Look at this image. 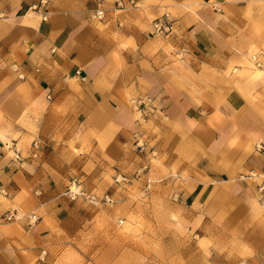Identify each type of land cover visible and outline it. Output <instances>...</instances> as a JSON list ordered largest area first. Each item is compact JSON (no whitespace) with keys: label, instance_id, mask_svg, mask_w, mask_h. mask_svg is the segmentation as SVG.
Instances as JSON below:
<instances>
[{"label":"crops","instance_id":"obj_1","mask_svg":"<svg viewBox=\"0 0 264 264\" xmlns=\"http://www.w3.org/2000/svg\"><path fill=\"white\" fill-rule=\"evenodd\" d=\"M114 1L103 0L105 16L96 20L95 0H0V236L27 264H70L64 247L79 226L81 203L64 192L72 180L88 188L103 183L112 167L129 165L134 101L151 100L147 122L164 165L188 159L179 168L194 164L225 183L220 176L264 163L251 154L262 133L254 109L229 111L205 81L199 85L206 92L194 88L204 80L199 72L217 75L239 62L231 25L264 0H136L133 6L123 0L124 9L113 8ZM169 9L174 28L155 40L151 23ZM182 46L186 68L174 56ZM234 98L236 105L238 96H226L227 103ZM34 139L43 144L35 159L29 157ZM11 142L22 161L11 160ZM13 210L38 221L2 222Z\"/></svg>","mask_w":264,"mask_h":264},{"label":"rangeland","instance_id":"obj_2","mask_svg":"<svg viewBox=\"0 0 264 264\" xmlns=\"http://www.w3.org/2000/svg\"><path fill=\"white\" fill-rule=\"evenodd\" d=\"M214 12L222 11L214 8ZM164 14L173 24L176 22L170 9L163 10L157 18ZM240 16L241 21L231 25L235 38L230 39L239 62L226 66L217 75L199 72L197 78L204 80L196 81L194 88L206 92L199 85L205 81L207 89L212 85L209 89L219 95L218 100L229 111H235L237 105H241L238 112L254 109L262 133L251 154L264 157L254 149L256 144H264V5L246 8ZM153 22L150 37L161 40L170 33L156 37L152 34ZM180 49V56L174 54L177 62L187 56L182 54H189L186 47ZM187 61L190 62L188 57ZM228 95L238 96L241 102L233 104L234 98L227 103ZM138 103L132 102L131 109L143 133L145 150L135 147L134 123L130 152L126 153L130 156L128 166L112 167L103 183L90 182L88 188L76 180L89 193L99 197L108 194L113 203L93 205L77 200L81 203V218L69 236L72 244L68 242L64 247L68 262L75 264L73 260L78 258L77 264H264V196L257 192L256 182L243 178L249 172L220 176L228 182L219 183L215 175L206 177L194 164L191 170L179 168L181 161L190 162L188 159H170L164 165L166 155L159 154L147 122L151 100H141L139 107ZM201 190L206 191L205 198L186 199ZM16 249L0 236V264H27L17 256Z\"/></svg>","mask_w":264,"mask_h":264},{"label":"built area","instance_id":"obj_3","mask_svg":"<svg viewBox=\"0 0 264 264\" xmlns=\"http://www.w3.org/2000/svg\"><path fill=\"white\" fill-rule=\"evenodd\" d=\"M96 1V9L93 13V18L96 20H102L105 16L106 8L104 7L103 0H95ZM136 0H127V3L129 5L133 6L135 4ZM126 7V2L123 0H116L113 2V8L115 9H124ZM36 8V7H35ZM43 20L46 19V17L42 18ZM174 28V24L172 20L169 18L168 14H164L161 18H157L154 20L152 24V34H154L156 37L160 35L167 34L171 32ZM253 60L256 63L257 66H260V63L257 60L256 56H253ZM141 103L139 102L138 107ZM135 131L133 133L134 143L135 147L143 151L145 150V141L143 140V133L141 132L140 128H138L139 122L135 121ZM6 147L8 151L11 152V160L12 161H22L24 159L21 155V150L14 144L13 142L7 143ZM43 144L40 139H34L30 144L29 149V157L30 158H38L40 153L42 152ZM255 152L258 154L264 153V144L259 143L255 145ZM146 166L143 168L145 169ZM244 179L252 180L256 182V188L257 192L264 196V164L261 166V168L258 170V172L251 171L249 172ZM116 181H118L116 179ZM4 194L5 192L2 191ZM64 195L69 198L71 201H77L82 200L84 202H88L93 205H100V204H107L111 205L113 203V199L108 194L102 195L99 197L98 195L94 193H89L81 188L79 183H76V180H73L68 186L67 189L64 192ZM23 217H26L28 220L29 225H33L38 221V216L35 214H25V215H19L16 210L8 211L5 213V215L2 217L3 221H16L18 219H21ZM46 252L42 251L39 256V261H43L45 259Z\"/></svg>","mask_w":264,"mask_h":264}]
</instances>
